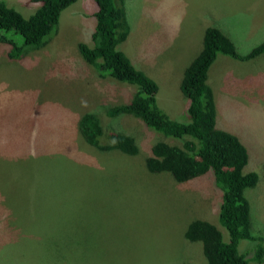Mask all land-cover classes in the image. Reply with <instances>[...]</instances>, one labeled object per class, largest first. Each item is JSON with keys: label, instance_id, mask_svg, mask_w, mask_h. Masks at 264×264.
<instances>
[{"label": "rangeland", "instance_id": "1", "mask_svg": "<svg viewBox=\"0 0 264 264\" xmlns=\"http://www.w3.org/2000/svg\"><path fill=\"white\" fill-rule=\"evenodd\" d=\"M7 1L25 16L39 6ZM124 1L130 34L118 48L156 81L158 105L178 121L189 120L179 81L207 26L241 54L264 40V0ZM95 9L94 0H77L52 41L19 59L0 43V264H206L201 243L183 232L202 218L226 235L218 222L222 192L212 171L185 182L149 173L153 143L179 140L130 114H105L136 86L100 77L78 54V42L91 45ZM207 81L217 123L240 134L247 170L259 172L245 195L252 232L264 237V53L249 60L219 54ZM86 111L99 115L106 133L133 135L138 153L88 145L77 130Z\"/></svg>", "mask_w": 264, "mask_h": 264}, {"label": "trees", "instance_id": "2", "mask_svg": "<svg viewBox=\"0 0 264 264\" xmlns=\"http://www.w3.org/2000/svg\"><path fill=\"white\" fill-rule=\"evenodd\" d=\"M6 1L0 0V43L10 59H19L52 41L62 12L77 0H31L39 2V6L27 16ZM94 1L91 45L78 42V54L100 77L136 86L130 100L107 107L105 114L108 117L130 114L148 128L179 140L153 143L144 161L149 173L166 172L177 182H185L212 171L215 185L222 192L218 222L226 235L214 223L195 218L184 229V238L201 243L206 264L264 262V237L252 232L251 207L245 195L247 188L258 185L259 172L247 170L249 153L240 134L224 130L217 123L215 92L207 81L209 68L219 54L249 60L264 53V40L241 54L221 29L207 26L201 49L185 66L179 81L180 90L188 100L189 120L178 121L158 105L156 81L118 48L130 34L125 1ZM77 130L99 152L117 150L135 155L139 151L133 135L106 133L96 112L83 113L77 121ZM243 240L248 243L242 247Z\"/></svg>", "mask_w": 264, "mask_h": 264}]
</instances>
